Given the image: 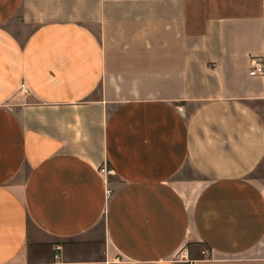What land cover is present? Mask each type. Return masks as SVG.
Segmentation results:
<instances>
[{
  "label": "crops",
  "instance_id": "crops-1",
  "mask_svg": "<svg viewBox=\"0 0 264 264\" xmlns=\"http://www.w3.org/2000/svg\"><path fill=\"white\" fill-rule=\"evenodd\" d=\"M263 7L0 0V264H264Z\"/></svg>",
  "mask_w": 264,
  "mask_h": 264
},
{
  "label": "built area",
  "instance_id": "built-area-1",
  "mask_svg": "<svg viewBox=\"0 0 264 264\" xmlns=\"http://www.w3.org/2000/svg\"><path fill=\"white\" fill-rule=\"evenodd\" d=\"M264 8V7H263ZM250 75L252 77H264V56H254L250 59ZM20 91L28 95L29 89L25 83H22L20 86ZM100 172L105 176H112L114 171L109 168L108 166H104L100 169ZM107 197L110 198L113 195V191L111 189H107ZM56 251H60V247L55 248ZM58 257V256H56ZM175 261L177 262H186L187 264H195L194 261L189 259V251L187 249H182L178 254L175 256Z\"/></svg>",
  "mask_w": 264,
  "mask_h": 264
},
{
  "label": "rangeland",
  "instance_id": "rangeland-1",
  "mask_svg": "<svg viewBox=\"0 0 264 264\" xmlns=\"http://www.w3.org/2000/svg\"><path fill=\"white\" fill-rule=\"evenodd\" d=\"M183 249H187V250H189L187 246L184 247ZM204 254H207V251H205Z\"/></svg>",
  "mask_w": 264,
  "mask_h": 264
}]
</instances>
